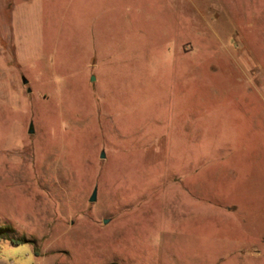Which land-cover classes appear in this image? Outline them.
I'll list each match as a JSON object with an SVG mask.
<instances>
[{
  "label": "rangeland",
  "instance_id": "1",
  "mask_svg": "<svg viewBox=\"0 0 264 264\" xmlns=\"http://www.w3.org/2000/svg\"><path fill=\"white\" fill-rule=\"evenodd\" d=\"M178 3L0 0V264H264V0Z\"/></svg>",
  "mask_w": 264,
  "mask_h": 264
},
{
  "label": "water",
  "instance_id": "2",
  "mask_svg": "<svg viewBox=\"0 0 264 264\" xmlns=\"http://www.w3.org/2000/svg\"><path fill=\"white\" fill-rule=\"evenodd\" d=\"M22 83L23 84H27V80L25 78H22ZM27 92H30V89L29 88L27 89ZM33 131H34L33 130V124H32V122H30L29 127H28V133L29 134H32ZM100 157L101 158H104V153L103 152H101V156ZM96 192H97V189L95 187L93 189V191H92L91 196L89 197V202H94L96 200ZM103 223L105 224V223H107V221L105 220V221H103Z\"/></svg>",
  "mask_w": 264,
  "mask_h": 264
},
{
  "label": "crops",
  "instance_id": "3",
  "mask_svg": "<svg viewBox=\"0 0 264 264\" xmlns=\"http://www.w3.org/2000/svg\"><path fill=\"white\" fill-rule=\"evenodd\" d=\"M178 1L179 2H181V4H180V6H182L183 5V3H184V0H172V4H175V5H173V7H175V8H179V3H178ZM187 1V0H186ZM193 1H195V0H191V8L193 7L194 9H195V12H196V14L197 15H199V8H198V6H196L195 7V3H193ZM218 17V16H217Z\"/></svg>",
  "mask_w": 264,
  "mask_h": 264
}]
</instances>
